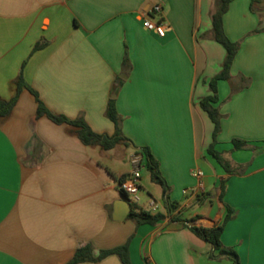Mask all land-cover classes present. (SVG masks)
<instances>
[{"label": "crops", "instance_id": "crops-1", "mask_svg": "<svg viewBox=\"0 0 264 264\" xmlns=\"http://www.w3.org/2000/svg\"><path fill=\"white\" fill-rule=\"evenodd\" d=\"M215 1L0 0V97L14 98L23 74L52 112L83 116L109 135L116 130L106 115L113 99L130 140L108 151L88 147L71 126L38 118L36 97L23 90L0 123V264H68L88 244L98 257L132 236V264H232L212 259V246L185 226L215 227L227 205L236 216L224 246L241 264H264V0H234L224 16L240 49L231 80L218 85L216 148L232 174L208 154L215 126L200 105L226 56L211 38ZM156 4L169 24L162 38L143 26ZM38 43L44 46L34 52ZM234 138L251 147L235 150ZM144 147L169 191L166 199L161 185L152 190L151 175L146 182L144 157L141 201L133 209L166 218L137 226L114 212L126 199L120 179ZM196 170L204 176L196 178ZM80 264L124 263L110 255Z\"/></svg>", "mask_w": 264, "mask_h": 264}, {"label": "trees", "instance_id": "trees-1", "mask_svg": "<svg viewBox=\"0 0 264 264\" xmlns=\"http://www.w3.org/2000/svg\"><path fill=\"white\" fill-rule=\"evenodd\" d=\"M233 1L234 0H216L214 4V9L211 14L213 24L211 38L224 47L226 56L222 64L221 71L209 81L211 94L202 98V100L200 101L202 109L208 114L215 126L213 133V143L208 149V154L211 155L229 174L233 173L230 162L225 158L224 153L220 152L216 148V146L218 144V137L222 131L223 118L220 111V105H218L220 103L218 85L220 81L231 80L232 66L240 49L239 43L234 42L229 38L224 27V16L229 11L230 4ZM251 1L255 3L261 0ZM256 32H259V30ZM43 46V43H38L34 48V52L41 49ZM23 90H29L36 97L38 102V118L47 117L56 124H67L71 126L73 128L72 133L76 134L80 138V140L88 147L99 146L102 149L108 151L114 149L122 143L130 142V140L124 135L122 131V120L118 114L115 100H110L106 112L107 117L115 124V133L113 135H109L107 133H97L90 127L83 116H80L76 119H70L65 115H60L52 112L40 99L38 92L26 82L23 74H21L17 80V95L10 100H6L0 97V123L6 121L11 117L18 102L19 95ZM232 144L235 150H244L251 147L248 141L240 138H234L232 140ZM137 152H140L144 157H146V168L150 171L152 180L162 186L163 192L166 195V199H168L167 193L169 191V186L165 178L161 174L159 162L151 154L149 148H140L139 150H137ZM125 177L126 176H123L120 179V182ZM122 193L126 196L123 191ZM224 193L225 185L222 186V198L224 196ZM167 203L170 210H173L176 207L175 204H170L169 200H167ZM136 206L137 204L133 205V207ZM235 216L236 210L233 207L227 205V213L221 224L209 228L195 225L192 226L189 223L185 222V226L189 227L193 233H195L198 237L212 246V250L210 253V257L212 259H227L230 260L232 264H241V260L237 251L234 248L224 246L222 242V235L226 229V226L232 219H234ZM165 218L166 216L164 214H153L143 209H133L128 217V219L133 220L137 226H141L144 224L156 225ZM132 240L133 236L130 237L128 241L122 246L101 251L98 257H94L93 246L88 244L82 248H79L73 259L68 264L101 261L110 255L119 256L124 264H132L130 257V245Z\"/></svg>", "mask_w": 264, "mask_h": 264}, {"label": "built area", "instance_id": "built-area-1", "mask_svg": "<svg viewBox=\"0 0 264 264\" xmlns=\"http://www.w3.org/2000/svg\"><path fill=\"white\" fill-rule=\"evenodd\" d=\"M163 5L156 4L151 11L143 19V26L148 31L154 32L159 37H165L169 24L163 16ZM132 171L120 182V189L126 194L129 202L134 205L141 201L142 192V167L144 163V156L136 152L131 157ZM193 175L196 178L204 176L202 170L194 171ZM193 193L194 190H187L186 193ZM150 207L154 210H158V204L154 200L151 201Z\"/></svg>", "mask_w": 264, "mask_h": 264}, {"label": "water", "instance_id": "water-1", "mask_svg": "<svg viewBox=\"0 0 264 264\" xmlns=\"http://www.w3.org/2000/svg\"><path fill=\"white\" fill-rule=\"evenodd\" d=\"M131 211H133V205L126 197V199L120 200L116 203L114 218L116 220H124L130 215Z\"/></svg>", "mask_w": 264, "mask_h": 264}, {"label": "rangeland", "instance_id": "rangeland-1", "mask_svg": "<svg viewBox=\"0 0 264 264\" xmlns=\"http://www.w3.org/2000/svg\"><path fill=\"white\" fill-rule=\"evenodd\" d=\"M144 175H145V177H146V182H148V183H151L152 181L150 180V173H149V171L148 170H145L144 171ZM152 184H154V185H152L153 187H152V190L153 191H157V190H160V186L158 185V184H156V183H152ZM159 198L158 199H162V197L159 195L158 196Z\"/></svg>", "mask_w": 264, "mask_h": 264}]
</instances>
